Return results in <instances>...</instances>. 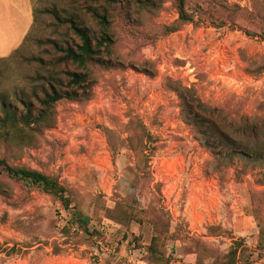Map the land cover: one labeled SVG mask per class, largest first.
I'll return each instance as SVG.
<instances>
[{
	"label": "rangeland",
	"instance_id": "1",
	"mask_svg": "<svg viewBox=\"0 0 264 264\" xmlns=\"http://www.w3.org/2000/svg\"><path fill=\"white\" fill-rule=\"evenodd\" d=\"M186 1L193 23L166 34L179 19L173 0H31L30 29L21 7L11 14L7 8L0 22V109L5 100L19 113L24 104L37 111L51 87L67 90L71 74L89 79L87 89H75L77 100L57 105L52 129L0 144L10 164L57 177L71 197L65 212L58 200L0 168V244L30 246L21 255H0V264H151L146 249L156 234L173 254L171 264L223 262L240 239L248 248L240 264H264V167L239 162L214 171L213 155L183 120L171 84L194 89L228 132L248 118L264 133V41L239 29L257 30L250 18L255 3ZM94 10L108 18L114 42L109 54L101 51L106 65L60 63L63 51L81 41L53 12L75 20L96 44L106 31ZM138 123L151 143L147 137L136 143ZM73 212L103 228L98 247L63 233Z\"/></svg>",
	"mask_w": 264,
	"mask_h": 264
},
{
	"label": "trees",
	"instance_id": "2",
	"mask_svg": "<svg viewBox=\"0 0 264 264\" xmlns=\"http://www.w3.org/2000/svg\"><path fill=\"white\" fill-rule=\"evenodd\" d=\"M86 1L105 2L108 5L124 2V0ZM173 3L178 12L179 19L176 25L165 29V34L176 32L180 25L190 24L194 21V14L187 9L186 0H173ZM254 3L256 9H254V13H250V18L252 19V23H256L255 27L257 30L243 27L239 29L244 31L248 37L264 41V2H262L259 8H257V0H254ZM93 14L106 31L100 40L95 39L96 44H94V40L90 37L88 31L82 28L75 20H63L53 12V15H56V20L61 23L70 24L71 29L81 41V45L75 48H67L63 51L64 56L60 59V63L70 62L84 70L94 65H106L101 58V51H106L109 54L114 44L109 35V27L106 25L108 24V18L95 10ZM70 77L67 90H58L51 87L49 91L45 92L43 99L40 100V109L37 111H33L28 104H24L23 108L25 112L19 113L16 107L8 105L5 100L2 101L0 109V144L7 145L9 141L23 140L29 137L27 130L33 133L40 131L41 136L44 131L52 129L56 122L57 105L63 100H77L78 94L75 91L76 88L87 89L85 84H87L89 79L88 74H71ZM171 84L180 98L183 120L191 128L200 145L209 150L213 155L212 165L214 171H220L222 166L232 167L239 162L254 163L260 167H264V138L262 139L264 133L260 132V122L257 119L242 118L238 123L239 126L230 133L228 132L229 127L220 124L214 118V110L201 102L194 89L182 87L177 82H172ZM136 126L140 129L139 134L135 138L137 140L136 143H139L138 140L142 137H147V140L151 143L152 138L149 135H145L146 131L143 124L138 123ZM144 149L145 146H142L141 151L143 154ZM152 149L155 150L156 147ZM151 156L152 152L151 155L144 156L145 160L149 161ZM0 168L9 179L16 182H24L31 187L37 188L41 192L58 200L63 211L71 212L70 191L57 177L29 168L14 166L10 164L5 156H0ZM144 171L146 172V170ZM13 205L15 206L16 204ZM70 219V222L63 228L65 235L72 236L75 234L78 237L81 235L79 239L85 240L96 247H98L99 241L106 238L107 234L103 231V228L94 226L91 220L82 214L73 212ZM172 238L174 237L172 236ZM28 248H30L28 244L21 245L15 243L12 247H9L7 243H4L0 244V255L5 254L6 257L21 255L27 253ZM167 250L161 235L156 234L146 249V259L151 264H171L174 256L173 254H168ZM259 250L264 251L263 242L260 243ZM247 251L248 248L245 246L244 240L233 241L226 259L223 262L216 260L212 264H240L245 258ZM248 256L250 257L251 254ZM245 264H250V262H246Z\"/></svg>",
	"mask_w": 264,
	"mask_h": 264
},
{
	"label": "crops",
	"instance_id": "3",
	"mask_svg": "<svg viewBox=\"0 0 264 264\" xmlns=\"http://www.w3.org/2000/svg\"><path fill=\"white\" fill-rule=\"evenodd\" d=\"M14 7H21L19 10V12H25L27 17L29 18V29H30V26L32 24V4H31V0H0V22H2V16H4L5 14H7V8L10 9V14L12 12V9ZM3 31V28L0 27V32ZM22 43V41H21ZM20 43V44H21ZM19 44V46H20ZM18 46V47H19ZM17 47V48H18ZM16 48V49H17ZM15 49V50H16Z\"/></svg>",
	"mask_w": 264,
	"mask_h": 264
}]
</instances>
